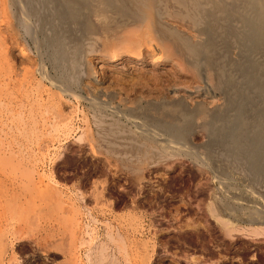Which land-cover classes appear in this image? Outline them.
Wrapping results in <instances>:
<instances>
[{"label": "rangeland", "instance_id": "rangeland-1", "mask_svg": "<svg viewBox=\"0 0 264 264\" xmlns=\"http://www.w3.org/2000/svg\"><path fill=\"white\" fill-rule=\"evenodd\" d=\"M8 1L0 0L2 264H144L146 249L145 264H264V233L253 231L264 224L250 221L264 218V161L262 173L249 168L251 143L264 137V46L221 31L228 39L217 40L210 65L138 25L112 32L85 12L93 28L84 32L57 14L56 0ZM163 2L165 26L207 42V32ZM227 25L244 30L236 17ZM136 29L150 32L158 55L138 43ZM230 72L234 82L223 86ZM151 107L186 118L160 122Z\"/></svg>", "mask_w": 264, "mask_h": 264}, {"label": "bare ground", "instance_id": "bare-ground-1", "mask_svg": "<svg viewBox=\"0 0 264 264\" xmlns=\"http://www.w3.org/2000/svg\"><path fill=\"white\" fill-rule=\"evenodd\" d=\"M6 1L8 0H5V3ZM10 1V0H9ZM9 1L7 2V4L9 3ZM58 2V9H57V14L62 17V19L64 20H70V21H73V22H76L77 23V26H78V23L80 24V26L82 27V29L84 30V32H89L91 31V29L93 28V24L90 22V20L88 19V15L85 14V12L87 13H90L92 15H95L97 17H99L100 19H103L102 20V24L104 26L105 29L109 30V31H115L117 29H119V27H127L128 25L131 26V25H138V27L140 26V28H145L146 30H152L156 36L160 37L161 39L164 38H168V41H169V38L172 39L174 42H173V45H176V49L178 52L180 53H184L186 54L187 56H190L193 60L194 59H197L201 57L202 59V56L206 57L207 59V62L210 64V65H213L214 63V59H213V56L215 55V49L218 47L217 46V40H224V39H228V38H223L222 35L220 34L221 31H227L229 33V36H235L237 38H239L240 40H247V39H250L252 41H254V45L259 47V46H264V0H170L172 5L174 6V9H175V13H176V16L182 18L183 19H187L188 21L191 22V24H193L192 27L196 26L198 29H201L202 31H205L207 32L208 34V40L207 42L205 43H192L188 37L186 38L184 35H182L180 32L177 31V29H172L170 27H167L165 26L163 23H162V18H163V14L165 12H163L162 14V11H165L163 5H164V2L163 0H56ZM18 0H16L15 2L12 0V3L14 4H17ZM20 2V1H19ZM167 3V2H166ZM10 5V3H9ZM23 5V3H22ZM7 6V5H6ZM11 6V5H10ZM24 6V5H23ZM26 9V8H25ZM35 9V8H34ZM56 9V8H55ZM168 10V9H167ZM35 11V10H34ZM24 12V11H23ZM26 12V11H25ZM50 13V12H49ZM54 13V12H53ZM20 14V13H19ZM86 16H85V15ZM28 15V14H27ZM50 15V14H49ZM48 15V16H49ZM19 22L20 23H25V20L24 18L26 17L25 13H22L19 15ZM47 16V15H46ZM53 16V15H52ZM56 16V15H55ZM59 16H58V22H59ZM18 16H16L17 18ZM51 17V15H50ZM238 18L239 21H241L244 25V30H240L238 26H233V25H227L226 26V23L228 24V20L232 19V18ZM47 19V18H46ZM45 19V20H46ZM62 19L60 20V22H62ZM63 20V21H64ZM59 22V24L61 25V23ZM19 23V24H20ZM74 23V24H76ZM58 24V23H56ZM240 24V23H239ZM154 25V26H153ZM26 26V24H25ZM24 26V27H25ZM28 26V25H27ZM57 27H59L58 25H56ZM158 26V27H157ZM81 27H79L81 29ZM133 27V26H132ZM15 28H17L15 26ZM56 28V27H55ZM60 28V27H59ZM63 28V27H62ZM135 28V26H134ZM18 29V28H17ZM78 29V28H77ZM196 29V28H195ZM29 30V29H28ZM60 30V29H59ZM122 30V29H121ZM119 29V31H121ZM126 30V29H125ZM36 31V30H35ZM62 31V30H60ZM70 31V30H69ZM81 31V30H79ZM137 31V29H136ZM57 31H55L56 33ZM135 32V31H134ZM138 32V31H137ZM145 32V31H143ZM111 33V32H110ZM136 33V32H135ZM139 33V32H138ZM82 34V33H80ZM140 34V33H139ZM65 35V34H64ZM67 35V34H66ZM125 35V34H124ZM138 35V34H137ZM18 36V35H17ZM59 36V35H58ZM61 36V35H60ZM59 36V37H60ZM69 36V35H67ZM152 35H150V32L147 31L146 33L144 34H140L138 35V38H137V41L138 43L142 42L143 40H146L144 41V43L146 42L148 45H149V49L150 51H152V56L154 55H158V50L154 47V43H156V41L151 38ZM50 37V36H49ZM57 37V36H56ZM70 37V36H69ZM130 37V36H129ZM128 37V38H129ZM134 36H131L130 38L133 39ZM64 39V37H62ZM71 38V37H70ZM81 38V36H80ZM120 38V37H119ZM118 38V39H119ZM127 38V39H128ZM129 38V39H130ZM3 39V38H2ZM77 39V38H76ZM126 39V40H127ZM131 39V40H132ZM55 40V38H54ZM65 40V39H64ZM63 40V41H64ZM83 40V39H82ZM121 40V39H120ZM130 40V41H131ZM172 40L170 42H172ZM129 41V40H128ZM134 41V39L132 40ZM136 41V39H135ZM136 41V42H137ZM153 41H155L153 43ZM244 41V44H246V42ZM56 42V41H55ZM165 42V41H164ZM60 41H58L57 44H59ZM64 43V42H63ZM63 43L59 44V45H62ZM78 43V42H77ZM110 43V42H109ZM145 43V44H146ZM221 43V42H220ZM165 44V43H164ZM7 45V44H6ZM89 45V44H88ZM130 45V44H128ZM141 45V44H140ZM147 45V46H148ZM157 45V44H156ZM253 44L251 43H248V45L246 46H251ZM63 46V45H62ZM108 46V45H107ZM37 47V46H36ZM139 48V46H138ZM39 49V48H38ZM103 49V48H102ZM140 49V48H139ZM148 50V52H150ZM219 50V49H218ZM64 51V50H62ZM66 51V50H65ZM59 52V51H58ZM7 53V52H6ZM5 53V54H6ZM179 53V54H180ZM221 53V52H220ZM62 54V53H61ZM63 54H65L63 52ZM222 54V53H221ZM68 54L66 53V56ZM181 55V54H180ZM218 55V54H216ZM1 57V56H0ZM7 57V56H6ZM60 57V56H59ZM220 58V57H219ZM48 59V58H46ZM68 59V58H67ZM66 59V60H67ZM222 59H224L222 57ZM59 60L61 61V59L59 58ZM182 60V59H181ZM217 60V59H216ZM204 61V60H203ZM8 62V61H7ZM70 62V61H69ZM195 62V61H194ZM9 63V62H8ZM62 64V63H61ZM218 64H220L218 62ZM222 64V62H221ZM220 64V65H221ZM66 65V64H65ZM216 66V65H215ZM222 66V65H221ZM220 66V67H221ZM224 66V64H223ZM254 66V65H253ZM11 67V66H10ZM198 67V66H197ZM218 67V65H217ZM227 67V66H225ZM235 69H237L238 71H242L244 72V70H246V66L244 67V64L242 63H237L234 65ZM263 67V66H262ZM222 68V67H221ZM44 69V68H43ZM64 69V68H63ZM62 69V70H63ZM213 69V68H212ZM216 69V68H215ZM262 68H259L258 70H260ZM218 71L219 68L217 69ZM223 71V70H221ZM225 71V69H224ZM230 71V70H229ZM248 71V70H247ZM44 72H45V69H44ZM227 72V71H226ZM222 73V72H221ZM231 73V72H230ZM228 73L229 75L227 76V79L226 80H222V85L224 86L225 84H232L234 82V79H233V73ZM262 73V72H261ZM218 74V73H216ZM215 74V75H216ZM223 74V73H222ZM254 74V72H253ZM224 76L226 74H223ZM218 76V75H217ZM215 76V77H217ZM221 76V75H220ZM249 76H252L253 75H249ZM53 77V76H52ZM219 77V76H218ZM223 77V76H222ZM255 78H257L258 76L255 75L254 76ZM243 78V77H242ZM220 79V77H219ZM238 79V78H237ZM236 79V80H237ZM220 81V80H219ZM56 82V81H55ZM123 82V81H122ZM255 82V81H254ZM77 84V83H76ZM244 84V83H243ZM221 85V84H219ZM238 85V84H237ZM218 86V85H217ZM245 86V85H244ZM219 87V86H218ZM221 87V86H220ZM233 88V87H232ZM68 89V88H67ZM220 89V88H219ZM222 89V87H221ZM230 89V88H229ZM252 89V88H251ZM49 90V89H48ZM223 90V89H222ZM253 90V89H252ZM257 90V89H256ZM71 91V90H70ZM247 92V91H246ZM255 92V91H254ZM260 93V92H259ZM264 94V92H262ZM5 95V94H4ZM235 95V98L232 99L231 101V104H234L235 103V99L238 98V97H241L243 95V92L241 89H238L236 91V93L234 94ZM63 96V95H62ZM232 96V95H231ZM104 98V97H103ZM11 99V98H10ZM99 99V98H98ZM255 99V98H254ZM51 100V99H50ZM60 101V100H59ZM63 103V101H61ZM163 102V101H162ZM175 102V101H174ZM180 102V100H179ZM4 103V102H3ZM171 103V102H170ZM63 105V104H62ZM230 105V104H229ZM62 108V106H60ZM137 107V106H136ZM174 107V106H173ZM145 108V107H144ZM118 109V108H117ZM148 109V108H147ZM12 110V109H11ZM150 110V109H149ZM148 110V111H149ZM151 110H154L155 111V114L153 115L154 118L157 120V121H160V122H165L168 120V119H173V118H176V119H185V115L184 113H181L182 110H178L177 108H171V109H166V108H161V107H151ZM205 110V109H204ZM236 110V109H234ZM252 110V109H251ZM99 111V110H98ZM188 111V110H187ZM185 111V112H187ZM244 111V109H243ZM61 112V111H60ZM223 112V111H222ZM245 113V112H244ZM243 113V114H244ZM73 114V113H72ZM114 114V113H113ZM101 115V113H100ZM103 115V114H102ZM105 115V114H104ZM123 115V114H122ZM252 115V114H251ZM250 115V116H251ZM121 116V115H120ZM203 116V115H202ZM253 116V115H252ZM109 117V116H108ZM207 117V115L205 116ZM254 117V116H253ZM19 118V117H18ZM104 118V117H103ZM134 118V117H133ZM255 118V117H254ZM259 118V117H258ZM108 119V118H107ZM249 119V118H248ZM247 119V120H248ZM260 119V118H259ZM187 120V119H186ZM207 120V119H206ZM209 120V119H208ZM172 121V120H171ZM253 121V119H252ZM255 121V120H254ZM102 122V121H101ZM130 122V121H129ZM251 122V121H250ZM263 122V121H262ZM137 123V122H136ZM188 123V122H187ZM192 123V122H191ZM219 123V122H218ZM223 123V122H222ZM256 123V122H255ZM98 124V123H97ZM228 124H230L228 122ZM240 124L242 126V128H247L249 125H248V122L244 119H241L240 120ZM132 125V124H131ZM99 126V125H98ZM257 126V125H256ZM259 126V125H258ZM38 127V126H37ZM111 129V128H109ZM108 129V130H109ZM113 129V128H112ZM164 129V128H162ZM170 129V128H169ZM173 130V129H172ZM31 131V130H30ZM112 131V130H111ZM162 131V130H161ZM168 131V130H167ZM75 132V131H74ZM114 132V131H113ZM135 132V131H134ZM141 132V131H140ZM150 132V131H149ZM171 132V131H170ZM33 133V132H32ZM129 133V132H128ZM173 133V132H172ZM171 133V134H172ZM176 133L177 135H180L181 137L184 136L185 134V130H184V127L181 126V128L177 129L176 130ZM100 134V133H99ZM156 134V133H155ZM64 135V134H63ZM163 135V134H162ZM250 135V134H249ZM259 135V136H258ZM254 141L251 143L254 148H253V156L252 157H247V159L249 158V161H250V166L249 168H252L254 174L256 175L257 173H262L263 172V167H262V163L264 161V137L263 136H260L261 134H258ZM158 136V135H157ZM241 136V135H240ZM126 137V136H125ZM169 137V136H168ZM222 137V136H220ZM163 138V137H162ZM171 138V137H170ZM228 138H230V140L232 139V141H235V144H236V149L239 150L242 146L241 144V141L239 140V137H235L234 133L232 134H229L228 135ZM180 139V138H179ZM136 140V139H135ZM151 140V144H150V147L153 145L152 143L155 142V140L153 141V139H150ZM166 140V139H165ZM170 140V139H169ZM178 140V139H177ZM113 141V140H112ZM164 141V140H163ZM182 141V140H181ZM104 142V141H103ZM161 142V141H160ZM178 142V141H177ZM139 143V142H138ZM157 143V142H156ZM166 144V143H165ZM176 144H179V143H176ZM125 145V144H124ZM141 145V144H139ZM119 146V145H118ZM170 145H164L162 148H163V151H167L168 152V148H169ZM250 146V145H249ZM135 147V146H134ZM148 147V148H150ZM244 147V146H243ZM132 148V147H131ZM156 147L154 146V149ZM171 148V147H170ZM147 151V150H146ZM174 151V150H173ZM240 151L242 152V148L240 149ZM239 151V152H240ZM103 153V152H102ZM141 153V152H140ZM185 154V153H184ZM242 154V153H241ZM250 154V153H249ZM1 155V154H0ZM16 155V153H15ZM118 155V154H117ZM116 155V156H117ZM158 156V155H157ZM166 156V155H165ZM249 156V155H248ZM54 157V156H53ZM130 157V156H129ZM160 157V155L158 156ZM163 157V156H162ZM5 158V157H4ZM25 158V157H24ZM132 159V158H131ZM130 159V160H131ZM138 159V158H137ZM245 159V158H244ZM243 159V160H244ZM50 160V159H49ZM249 163V162H248ZM247 163V164H248ZM134 168V167H132ZM27 169V168H26ZM32 169V168H31ZM35 169V168H34ZM33 169V170H34ZM137 170V169H136ZM31 172V171H30ZM135 172V171H134ZM27 173V171H26ZM46 174V173H45ZM32 175V174H31ZM50 175V173H48V176ZM52 175V173H51ZM29 176V175H28ZM41 176V175H40ZM43 176V174H42ZM44 179V177H42ZM52 178V177H51ZM50 178V179H51ZM46 179V178H45ZM48 179V178H47ZM54 180V179H53ZM42 181V180H41ZM50 181V180H49ZM47 182V181H46ZM52 182V181H51ZM50 182V184H51ZM57 182V181H56ZM55 182V183H56ZM40 183V182H39ZM42 183V182H41ZM54 183V181H53ZM52 183V184H53ZM59 183V182H58ZM57 183V184H58ZM103 183V182H102ZM45 184V182H44ZM50 184H45L47 186H49ZM51 186V185H50ZM53 186V185H52ZM57 185L55 184L54 187H56ZM46 187V186H45ZM60 187V186H59ZM64 187V186H63ZM53 188V187H51ZM50 189V188H49ZM54 189V188H53ZM51 189V190H53ZM57 189V187H56ZM59 189V188H58ZM55 190V189H54ZM50 191V190H49ZM57 191H60V190H56L55 193ZM43 192V191H42ZM54 192V191H53ZM45 193V192H44ZM51 193V192H50ZM58 195V194H57ZM60 195L63 196V194H60L57 196L59 197ZM67 195V194H66ZM51 196V195H50ZM55 196V195H54ZM68 196V195H67ZM82 196V195H81ZM61 197V196H60ZM61 199V198H60ZM59 199V201H60ZM110 200V199H109ZM63 201V200H62ZM77 201V200H76ZM1 203V202H0ZM62 203V202H61ZM60 203V204H61ZM108 203V202H107ZM7 204V203H6ZM64 204V202L62 203ZM4 205V204H3ZM3 205L0 206L1 209H5L6 208L8 209V207H4ZM17 206V205H16ZM18 207V206H17ZM16 207V208H17ZM24 207V206H23ZM23 207H21L23 209ZM19 209H20V206H19ZM256 209V208H255ZM27 210V209H26ZM212 210V209H211ZM4 211V210H1V212ZM79 211V210H78ZM106 211V210H105ZM264 211V210H263ZM0 212V214H1ZM59 212V211H58ZM79 213V212H78ZM79 215V214H77ZM83 215V214H82ZM128 215V214H127ZM258 215V214H257ZM1 216V215H0ZM5 218V217H4ZM260 218V217H259ZM79 219V218H78ZM77 219V220H78ZM82 219H81V225H82ZM251 223L252 222H255L256 224L257 223H263L264 224V218H260V219H252L250 220ZM76 222V221H75ZM74 222V223H75ZM85 223V227L86 229L88 228V231H87V234L90 233V226L89 224H87L85 221L83 222ZM142 223V222H141ZM140 223V224H141ZM254 224V223H253ZM2 226L4 224H1ZM78 225V224H77ZM76 225V227H77ZM94 225V224H93ZM92 225V226H93ZM108 225V224H107ZM79 226V225H78ZM83 226V225H82ZM135 226V225H134ZM263 226V225H262ZM1 227V226H0ZM142 227V226H141ZM84 228V227H82ZM109 228V227H108ZM255 228V227H254ZM253 228V229H254ZM75 229V228H74ZM2 230V229H1ZM79 230V229H78ZM85 230V229H84ZM92 231H96V229H92ZM254 232H256L257 234H260V233H264V228L262 229L261 227L260 228H256L255 230H253ZM79 232V231H78ZM84 232V231H82ZM93 232V233H94ZM249 232V231H248ZM74 233V232H73ZM96 233V232H95ZM117 233V231H116ZM252 233V231H251ZM1 235V238L3 237V233H0ZM85 234H86V231H85ZM86 234V235H87ZM146 234V233H145ZM83 235V234H82ZM81 235V236H82ZM89 235V234H88ZM92 235V234H90ZM109 236V234H108ZM76 237V236H75ZM91 237V236H90ZM89 237V238H90ZM94 238V237H93ZM92 238V239H93ZM122 238V237H121ZM82 239V238H81ZM84 239V238H83ZM113 239V238H112ZM89 240V239H88ZM91 240V239H90ZM117 240V239H115ZM83 241V240H82ZM122 241V240H121ZM1 242V241H0ZM85 242L88 243V241L84 240V245ZM114 242V241H113ZM124 242V241H123ZM140 242H142L140 240ZM139 242V243H140ZM99 243V242H98ZM125 243V242H124ZM101 244H104V243H101ZM126 244V243H125ZM144 244V242H143ZM142 244V247H144L146 249V244L145 243L143 246ZM91 245V244H90ZM89 245V246H90ZM106 245V244H105ZM137 245V244H136ZM7 246V244H6ZM83 247V244L81 245ZM94 246V245H92ZM95 246L98 247V245L96 244ZM101 246V245H100ZM140 246V245H139ZM0 247L1 244H0ZM5 247V246H4ZM71 247V246H70ZM96 247V249H97ZM111 247V246H110ZM124 247V246H122ZM154 247V245L152 246ZM3 248V247H2ZM104 248V247H103ZM102 248V249H103ZM149 248V247H148ZM7 250V248H6ZM90 250V249H89ZM94 250H95V247H94ZM105 249L102 250L103 253ZM137 250V248H136ZM139 250V249H138ZM141 250V248H140ZM139 250V253H141ZM143 250V248H142ZM151 250V249H149ZM146 249V251L141 254L143 255L142 256V260H144L145 262L147 260H149L151 258V254H150V251ZM91 251V250H90ZM93 251V250H92ZM100 251V250H99ZM144 251V250H143ZM148 251V252H147ZM89 252V251H88ZM94 252V251H93ZM111 253V252H110ZM88 254V253H87ZM90 254V252H89ZM89 254H88V257L87 259L89 258ZM95 254V253H93ZM99 254H101V252H99ZM106 254H107V251H106ZM91 255V254H90ZM96 255H97V252H96ZM105 255V254H104ZM87 256V255H86ZM102 256V255H100ZM99 256V260H100V257ZM106 256V255H105ZM111 256V255H110ZM139 256V254H138ZM93 257V256H92ZM91 257V259H92ZM108 257V254L107 256ZM94 258V257H93ZM103 258V257H102ZM141 258V257H140ZM3 259L4 258V249H1L0 250V264H2L3 262ZM95 259V258H94ZM93 260V259H92ZM98 260V261H99ZM104 260V259H102ZM141 261V259H140ZM73 262V261H72ZM92 262V261H90ZM130 262V261H129ZM144 262V264H145ZM149 262V261H148ZM141 263V262H140ZM136 264V263H135ZM142 264V263H141Z\"/></svg>", "mask_w": 264, "mask_h": 264}]
</instances>
